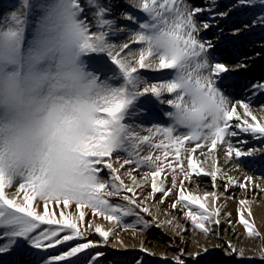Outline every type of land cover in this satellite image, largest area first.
I'll return each mask as SVG.
<instances>
[{"label":"snow or ice","instance_id":"1","mask_svg":"<svg viewBox=\"0 0 264 264\" xmlns=\"http://www.w3.org/2000/svg\"><path fill=\"white\" fill-rule=\"evenodd\" d=\"M243 2L244 0H241V3ZM248 3L264 5V0H248ZM141 5V10L150 17V21L141 25L140 32L156 31L167 27L171 22L173 35L179 41L182 56L194 62L197 70L210 75L211 79L206 85L200 84L204 95L209 96L215 106L214 122L208 126L209 135H205L203 131L184 133L174 127L140 129L122 123L123 113L132 104L134 96L151 94L163 98L161 89L167 87L169 97L164 99L169 105L176 104L177 89L171 81L177 63L175 58L162 56L159 66L152 68L146 62L152 53L149 51L145 54L143 36L134 33L128 38L132 44L141 45L134 49L128 41L120 45L107 44L106 33L99 31L102 46L97 49L86 43L84 48L88 52H107L112 62L123 72L127 83L118 90V95L122 98L117 99L112 107L101 110L105 116L115 119L116 127L120 130L119 135L110 140L105 135L108 131L105 127L107 121H98L97 135L92 138L96 143L86 141L80 149L82 162L93 182L90 187L96 194L70 195L59 187H48L42 181L38 183L36 177L16 182L0 178V230H3L0 238L11 234L29 241L31 248H28L25 254L34 257L37 264H59L78 256L79 264H100L98 258L102 253L91 257L87 255L88 249L99 246L96 241L87 239L89 233L94 232L107 244L110 239H115L118 229L136 231V226L147 229L150 227L149 220L141 213L151 217L157 227L169 225L179 230L178 235L187 234L188 230L175 222V216L161 221L159 214L153 215L147 206L149 203L166 204L170 209L182 213L193 230L211 236L215 229L221 226L225 216L228 218L227 222H233L231 212H226L222 203L231 200L232 196H223L218 190L201 193L199 184L193 186L195 179L201 176L211 177L214 188L218 179L225 180V192H228L231 186H238L245 191L255 187L264 192V188L255 184L251 176H245L241 180L229 175L220 167L216 158L218 149L223 150L224 157L229 161L233 156H252L254 151L258 150L244 151L236 146L233 138L250 134L256 139H264V118L258 119L249 103L238 101L233 104L217 87L218 80L222 74L229 72V68L222 62H212L209 51L213 47L212 43L199 38L200 28L195 17L203 9L192 8L186 0H142ZM108 23L100 20L99 26L103 27ZM209 26L208 23L202 25L204 29ZM141 70H144L145 75L156 74L158 82L149 84L139 79ZM170 76L172 79H168ZM255 87L264 92V84H257ZM238 107L243 109L242 114ZM249 118L252 122H249ZM240 143L244 144L246 141L241 140ZM144 147L149 150L146 155H142ZM205 149L207 151H204ZM157 150L161 152L160 155H154ZM120 153L126 155L113 159L114 154ZM170 156L172 160L168 159ZM208 160L212 161L211 166L205 168ZM122 169L129 183L122 178ZM105 171L110 178L105 179ZM134 173H140L141 178L138 179ZM168 184L170 186L166 187ZM146 187L150 190L146 191ZM110 197H118L126 203H114ZM251 203L246 195L239 199L238 223L243 226L249 237L264 240V234L258 230L252 219ZM128 217L135 218L136 226L127 222ZM97 218L108 222L111 227L106 228L103 224L96 223ZM15 229L18 230L14 231ZM72 241L85 242L77 243L62 254H47V250ZM229 247L233 253H237L235 246ZM141 250L147 252V249ZM2 251L0 249V254ZM207 251L205 249V252ZM238 254L244 255L243 251ZM183 257L184 253L175 255L172 258L174 264H188Z\"/></svg>","mask_w":264,"mask_h":264},{"label":"clouds","instance_id":"2","mask_svg":"<svg viewBox=\"0 0 264 264\" xmlns=\"http://www.w3.org/2000/svg\"><path fill=\"white\" fill-rule=\"evenodd\" d=\"M81 10L80 0H20L0 18V178L5 181L36 177L70 195L96 194L80 149L86 141L96 143L98 121H107L110 140L119 135L115 119L101 110L122 97L121 87L88 70L84 45L99 49L102 42L100 32H91L81 19ZM136 34L143 36L145 54L152 53L150 67L157 68L162 56L176 60L171 82L177 102L169 105L173 127L209 135L215 106L200 84L210 75L182 56L171 22ZM165 94L167 87L161 89Z\"/></svg>","mask_w":264,"mask_h":264},{"label":"bare ground","instance_id":"3","mask_svg":"<svg viewBox=\"0 0 264 264\" xmlns=\"http://www.w3.org/2000/svg\"><path fill=\"white\" fill-rule=\"evenodd\" d=\"M102 3H105V5L108 8V15L110 19V26L104 30V32L107 35V38L109 39L107 44L110 45H120L122 44L121 40L123 42L128 41L131 48H139L141 45L132 44L131 41L128 40V35L134 34L138 31H134L131 29L130 24L128 23V16H124L122 13L123 6L121 3H119L118 0H101ZM127 3V0H125ZM142 1V0H141ZM129 6L128 8L132 9L135 8L136 4H132L131 0H128ZM201 2L196 3L200 4ZM215 3L213 0H210L209 6L213 5ZM84 5H87L86 1H83ZM209 6L204 4V8L208 10L204 18L206 21L199 23V20L202 19H196L198 26L200 28L199 30V38L201 40L210 41L213 45V47L209 50L210 51V57L212 62H222L225 64L226 67L229 68V72H226L225 74H222L221 78L218 80L217 87L220 89L222 93L228 92L230 96H232L235 100L232 101L233 104H236L238 101L242 103H249L250 107L253 110V114L257 116L258 119L264 118V115L259 117L257 114V111L259 113L261 112V109H264V92L260 91L258 88L255 87L258 83L254 81L251 85L247 86V78H252L253 75H255L252 71H245L241 65H244L242 63L243 60H246L250 58L249 56L241 57V54L235 50V46L239 45L238 40H236L235 37L231 38V35H229L226 30L235 20V17H222L223 19L215 20L216 16L212 14L210 11L211 8ZM101 11H104L103 8H101ZM131 16L133 12L131 13ZM198 16H202L200 14H197ZM199 18V17H198ZM150 19H144V21L139 24L138 22L132 23L137 25L136 29H141V25L149 23ZM203 23H208L210 26L208 29H204L202 27ZM201 25V26H200ZM251 30H247V34H249ZM242 33L241 35H243ZM230 50V52L228 50ZM233 52L234 54H232ZM96 52H88L89 55ZM103 56H105V66H97L94 67V63L90 61L87 53L84 55V61L87 64L88 70L93 68V70L99 69V76L101 75L108 76L109 67L110 66H117L112 62V58L110 55L102 51ZM144 72V70H141ZM114 74L118 75L119 78L115 81V83H110L114 87H124L126 85V78L124 77L123 72L118 68L115 69ZM146 78L139 77V79L146 81L147 83H156L158 82V77H156V74L153 73H147ZM168 79H172V77H168ZM118 83V84H116ZM246 85V86H244ZM237 90H241L240 93L236 96L239 99L236 100L235 93H237ZM224 93V94H225ZM169 97V94H165L163 98H158L151 94H145L142 96H134L132 98V103L135 105L136 110L132 111V113H123L124 119L122 123H124L127 126L130 127H136L140 129H147V128H153V127H173L172 121L170 119V114L172 112V108L169 106V104L166 102L165 99ZM165 98V99H164ZM238 111L242 114L243 109L238 107ZM264 114V112H262ZM261 114V113H260ZM249 122L251 121V118H249ZM235 123V122H234ZM142 134H146L143 133ZM241 137L252 138L253 142H248L241 144L239 143V139ZM234 143L237 147H241L244 151H250L252 149H247L248 144L254 145H260V147H256L253 150L254 154L252 156H245L241 158H236L233 156V158L229 161L224 157L223 150L218 149L216 155L217 160L219 161L220 167L226 171L229 175H232L233 177H236L237 179H243L245 176H251L253 177L255 184L260 185L262 188H264V155L260 156L262 154L258 153L259 151L263 150L264 147V139H256L250 134H241L237 138H233ZM263 145V146H261ZM194 146V145H192ZM147 147H144V151L142 152V155L148 154ZM199 151V150H198ZM204 151H207L205 149ZM160 151H156L154 155H160ZM125 153H120L119 155L114 154L116 157H122L125 156ZM169 160H172V157L170 156L168 158ZM200 159H204V157H200ZM256 162V164H255ZM212 161L208 160L204 167L209 168L211 166ZM253 166H256L254 169L251 168ZM143 171V170H142ZM124 170H121V176L126 182H130L128 178L123 174ZM107 172L105 171L103 173L104 177H107ZM138 176V179L140 177V173H134ZM165 175H167V170L165 172ZM187 183V182H186ZM199 184L200 186V192L203 193L204 191H216L218 190L223 196L231 195L232 199L228 200L223 203V207L226 212H231L232 214V223L227 222L228 218L227 216L224 217L222 220V223L227 224V226H235L238 230L236 237L234 235L228 236L226 239V242L229 243V245L235 246V248L240 251L242 249H245V256H248L250 254L249 252L252 251V248H254L253 243L259 242L261 243V239L252 238L247 239V243L240 244L237 242V237L241 236L242 233H244L245 229L242 225L238 223L237 220V213H238V201L240 198H243L245 195L247 198L252 201L251 203V211L253 213L252 219L255 221L256 225L258 226V230L264 234V192L260 190V188L250 187L247 191L240 189L238 186H231L229 187L228 192L224 191L225 186L227 185V182L225 180H217L216 182V188L213 187V183L211 181V177H205L201 176L199 178H196L194 181V184ZM170 186V184L166 185V187ZM146 191L150 190L149 187H146ZM110 200H119L118 197H110ZM171 199V198H169ZM123 202V201H121ZM151 210L153 215L159 214L161 221H164V219H172L173 216L176 218V223L181 224L184 228L185 224L183 222V217L175 211L170 209L166 204H157L153 203V208L150 206V203L147 205ZM164 213H168V215H165ZM152 219V218H151ZM153 221V220H152ZM221 223V224H222ZM155 224V223H154ZM157 229L162 230L164 233L160 234ZM18 229H15L16 231ZM141 233H138L136 231H124V233H120V231H117V234L115 236V239L107 244H104L100 241H96L99 246L96 247L100 250L102 253L101 257L104 259H107V262L109 260L110 263L118 264V261L112 260L111 258H117L122 259L125 263L120 264H130L136 256L141 255L142 253H146L147 255H150L151 261H153L154 258H163L164 259H171L173 261V257L177 254H179L177 251H173L172 248L174 245H177L181 247V253L184 249L183 243L188 242L191 246V249L193 252L196 253H205V249H207L209 252H212L215 250V242L212 240L211 242H197L196 237H186L185 234L178 235L179 232L178 229H175L169 225H163L161 227L152 226L148 231H140ZM225 232L228 234V230L225 229ZM3 230H0V236H2ZM196 235V234H195ZM158 238L160 241H158ZM256 240V241H255ZM123 241V243H121ZM105 245V246H104ZM153 246L152 248L150 247ZM155 245H159L160 248L157 250L155 249ZM263 245V244H260ZM60 247V246H58ZM171 247V248H170ZM256 247V246H255ZM28 248H31V243L27 240H24L22 238H17L11 234H9L6 238H0V249H2V254H0V264H37V261L34 257L28 256L25 254ZM154 248V249H153ZM56 249V248H55ZM55 249H49L47 250V254L50 255V253ZM141 249H147V252L142 251ZM231 249V248H230ZM256 251L259 253L261 252V246L260 248L256 247ZM167 250H169L167 252ZM67 251V250H62ZM63 252H60L59 254H62ZM151 253V254H149ZM113 256V257H112ZM148 260V258H147ZM194 261V260H190ZM157 262H152L151 264H155ZM194 264V262H191ZM59 264H69L68 261L59 262ZM100 264H108L105 263L103 260H101Z\"/></svg>","mask_w":264,"mask_h":264},{"label":"rangeland","instance_id":"4","mask_svg":"<svg viewBox=\"0 0 264 264\" xmlns=\"http://www.w3.org/2000/svg\"><path fill=\"white\" fill-rule=\"evenodd\" d=\"M83 1H86L87 5H84ZM118 1L123 6L122 13L124 14V16H128V14L130 15L129 16L130 19L128 18V23L130 24L131 29L134 30L135 32L141 31L140 28L135 30L137 25L134 26V24L132 23L138 22L139 24H141L144 21V19L146 18L150 19V17L141 10V7L137 6L136 0H131L132 4H136L135 8H132V9L128 8L130 4L128 3V0H127V3L125 0H118ZM213 1L215 3L209 6L210 0H186V2L192 8L200 7L201 9H203V11L199 13L202 16L197 15L195 17V19H198V20L202 19V20H199V23L206 21L204 18V15L209 10V9L206 10V8H204V4L209 6V8H211L210 12L216 16L215 20L220 21L221 19H223L222 17L224 16L228 18L235 17L234 22L232 23V25L228 27L226 32H228L229 35H231V38L235 37L236 40H238L240 46L236 45L235 50L241 54V57H245V56L250 57L242 61V63L244 64L243 69L247 72L248 71L250 72L253 69L255 70V72H253L255 75H253L252 78H247L248 81L246 85L249 86L254 81H256L258 84H264V19H262L264 18V5L259 4V3L249 4L248 0H244L243 3H241V0H213ZM19 2L20 0H0V18H2L6 12H9L10 10L15 9L18 6ZM141 2L142 1L140 0V3ZM198 2H201V3L196 5V3ZM80 3H81V8H82L80 17L88 25L91 32H99V31L104 32V30H106L110 26L108 8L105 5V3H102L101 0H80ZM101 8H103L104 11H101ZM130 12L131 13L133 12V14L135 12V14L131 16ZM100 20L107 21L109 23L101 27L97 23V21H100ZM247 30H251V32L247 34L246 33ZM242 33L244 34L241 35ZM131 35L132 34L128 35V38ZM108 40L109 39L107 38V35H106L105 42L107 43ZM121 42L123 43V40H121ZM228 51L230 52V50ZM95 52L96 53H92L91 55L87 53L90 61L94 63V67L96 68L98 65L105 66L104 63L106 61L104 59L105 56H103L102 51H95ZM231 53L234 54L233 52ZM116 68L118 69L119 67L114 66V65L110 66L108 74L110 73L111 74L108 76L101 75L100 77H98L99 76L98 68L96 70H93V68H91L89 71L95 74L101 82L110 84V83H115L117 78H119L118 75L114 74ZM140 76L144 78L147 77L145 74H143V71H142V74H140ZM240 91L241 90L239 91L237 90V93L233 95L235 96L236 100L239 99L236 96L240 93ZM225 94L232 101L235 100L232 96L228 94V92H226ZM134 110H136V108H135V105L132 103L128 106V108L125 110L124 113H132V111ZM262 112L264 111H261L260 112L261 114H260L259 111H257L258 113L257 115L259 117L263 116L264 114ZM241 140L253 142L252 138L250 137H247V138L241 137V139H239V143ZM252 146H253L252 144H248L247 149L249 150L255 149L256 145H254V147ZM256 147H260V145H257ZM258 153L262 154L260 156H263L264 147H263V150L259 151ZM113 159H119V157L114 156ZM255 167L256 166H253L251 168L254 169ZM108 178L110 177L107 174V177H105V179H108ZM126 183H129V182L127 181ZM111 201L114 203H126V202H121L120 200L111 199ZM150 206L152 207L153 203H150ZM137 211L139 212V209H137ZM177 213L179 214V216L181 215L183 217V222L185 221L184 224H185L186 229L188 230L187 234H185L186 237L194 236L196 237L197 242H204V241L211 242L212 240L215 242V247H214L215 250L212 252L207 251L205 253L193 252L188 242L183 243V246H184V249L182 250V253H184L183 258L186 259L188 264H192L191 262H194V264H264V240H261V243L255 240L256 243H253L255 249L252 248V251L249 252L250 254H248V256H245V249H242L240 251H243L244 255L240 256L238 254L239 251H237V253H233L229 247V243L226 242L227 240L226 238L228 236L234 235V237H236L235 234H237L238 230L236 229L235 226H231V225L227 226V224L222 223L221 226L215 229L214 233L211 236H206V235L200 234L198 231L193 230L191 228L190 222L184 218L182 213H179V212ZM141 214L144 215L145 219L149 220L150 227H148L147 229L136 226L135 218L133 217L126 218L128 223H130L133 226H136V232L138 233H141L140 231H146V230L148 231L153 225L156 226L154 222L152 221L151 217H149L147 214H144V213H141ZM96 223H101L106 228L111 227V225L108 222L103 221L100 218H97ZM225 229L228 230V234L225 232ZM157 230L158 232H160V234L164 233L160 229H157ZM117 231H120L121 234L124 233V230L122 229H118ZM87 239L93 240V241H100L101 244L103 243L101 238L98 237V235L95 234L94 232H90ZM235 239H237V242H239L240 244H245L247 243V239H250V237L247 235L246 230H245L244 233L241 234V236ZM158 241H160L159 238H158ZM79 242H85V241L67 242L66 244L61 245L60 247H57L55 250H53L50 253V255H57L60 252H63L62 250H69L70 247L75 246ZM260 244H263V245H260ZM255 246L257 248L258 247L260 248L261 246V249H260L261 252L258 253L256 251L257 249ZM150 247L152 248L153 246L150 245ZM154 247H155V249L153 248L154 250H157L158 248H160L159 245H155ZM181 247L182 245H180V247L177 245H174L172 250L174 252L177 251L178 253H181L180 251ZM168 251L169 250H167V252ZM97 252H100V250L97 248L88 249L87 255L91 257V256H94ZM193 254H198V255H193ZM83 255L85 254H80V256H83ZM98 259L100 263H101V260H103L105 263L113 264V263H110L109 260L107 262V259H104L101 256ZM111 259L118 261L119 262L118 264L125 263L122 259H117V258H111ZM162 259L163 258L156 257L153 259V261H151L150 255H147L146 253H142L141 255L136 256V258H134L130 264H151L152 262H157L155 264H174V261H172L171 259H164V260ZM190 260H194V261H190ZM73 261H75V264H79V256L76 258H70L69 264H73Z\"/></svg>","mask_w":264,"mask_h":264}]
</instances>
